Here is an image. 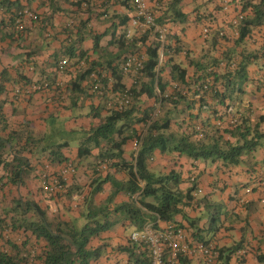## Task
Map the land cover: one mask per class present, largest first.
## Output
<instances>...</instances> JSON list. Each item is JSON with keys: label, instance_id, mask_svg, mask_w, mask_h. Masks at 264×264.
Here are the masks:
<instances>
[{"label": "trees", "instance_id": "16d2710c", "mask_svg": "<svg viewBox=\"0 0 264 264\" xmlns=\"http://www.w3.org/2000/svg\"><path fill=\"white\" fill-rule=\"evenodd\" d=\"M50 1L51 13L42 20L19 0H0V43L15 45L19 52L15 55L17 66L0 69V189L7 186L8 196L12 197L10 205L4 197L0 201V264H100L109 248L102 234L120 225H133L139 231L153 225L155 230H163L161 223L185 230L188 238L207 249L206 255H197L199 264H264V222L260 224L263 229L257 236V245L247 242L254 202L233 197L241 210L230 211L221 202L198 201L201 193L198 177L192 175L183 179L178 162V159L191 161L192 171L202 163L215 165L216 170L228 176L237 168L253 171L247 183L234 184V194L239 190L255 193L264 204V173L255 169L254 161L264 141L261 128L264 114L254 120L251 108L236 111L234 106L235 98L240 100L245 93L249 68L264 61V0H241L239 15L242 18L228 23L235 29L233 46L243 50L237 52L229 48L218 57L205 55L202 58L205 62L192 63L194 72L175 60L185 50L180 38L169 35L168 30L163 45L154 31L126 38L132 18L129 0H58L62 6L56 0ZM179 2L171 0L164 8L158 5L154 13L156 23L160 26L183 23L186 15H181ZM115 5L122 6L127 13H109V8ZM25 10L32 12L36 19H28L23 14ZM198 10L195 11L198 22L204 21L203 27L212 25L211 13L200 14ZM55 14L65 18L61 26L65 38L60 42V49L49 56L53 61L52 72L46 73L45 80L34 81L27 75V67L36 64L40 51H32L23 43L33 28L43 30ZM92 16H106L115 34L109 45L116 47L117 54L105 62L91 61L88 51L81 48L85 40L92 38L93 48L98 52L101 38L109 32L106 29L94 34L88 27ZM219 30L221 32V28ZM256 31L261 33L262 41L257 49L250 51L245 45L256 36ZM219 32L210 38L213 48L224 39L230 41ZM167 40H174V44L166 43ZM160 50L169 58L167 67L162 65ZM142 52L147 57L144 68L125 73L126 58ZM63 60H67L68 65L61 70L59 65ZM70 68L75 70L72 82L65 87L67 96L74 105L78 99L91 102L88 116L93 121L76 155L81 163L87 162L89 181L86 186H71L68 190L63 182L62 192L54 195L40 189L46 196L45 201L55 206L62 196H66L67 201L74 192L81 196L78 201H70V205L64 204L65 212L79 213L66 220V214L59 212L60 207L51 212L42 202H27L13 196L18 187H26L23 177L31 168L29 155L42 141L33 136L30 123L10 127L4 105L10 92L24 99L55 87L61 95L62 87L55 85L56 75L67 73ZM102 70L108 71V75H103ZM13 71L17 73L16 79L11 78ZM93 74L99 79L96 90ZM86 80H91L93 85H83ZM7 84L13 88L7 90ZM124 93L130 96V103L119 108L118 99ZM189 93L193 98L198 97L196 102L188 100ZM94 100L98 104L94 105ZM194 104L199 105L196 115L190 111ZM187 111L190 112L184 116ZM135 143L138 150L134 149ZM68 147V142L52 146L48 163L59 165L70 161L63 154ZM129 147L133 150L127 151ZM156 156L171 157L173 166L165 171L153 168ZM106 186H109L107 196L96 202ZM227 188L225 182L222 187H217V183L212 186L221 193ZM85 190L87 193L83 194ZM119 197L126 201L117 204ZM203 202L208 226L200 227L202 219L191 221L189 211ZM178 217L183 220L178 221ZM184 222L189 224L188 228ZM221 229L228 233L239 230L241 238L218 237ZM228 238L231 242H224ZM127 242L125 246L114 248V252L125 256L126 264H149L146 245L132 243L130 239ZM190 258L181 255L177 264H193Z\"/></svg>", "mask_w": 264, "mask_h": 264}, {"label": "crops", "instance_id": "0c3cea01", "mask_svg": "<svg viewBox=\"0 0 264 264\" xmlns=\"http://www.w3.org/2000/svg\"><path fill=\"white\" fill-rule=\"evenodd\" d=\"M15 1V0H10ZM22 5L26 6L27 9L36 12L39 14L42 20L46 19L52 10V3L50 0H19ZM76 1V0H72ZM171 0H153L149 1L146 0L147 5L151 9L153 13H156V7L161 5V7H166V4ZM226 4H222L221 0H180V4L178 9L181 15H186V19L183 23H167L164 26L167 28L169 35H175L177 38L183 43L184 50L188 52L185 54L184 52L175 58L178 63H181L187 67H190V70L194 72V66L192 63H198L202 60L205 55H211L214 57H218L223 51L226 49H234L237 52L243 50V48L234 47V37L235 29L229 26V22L233 21L239 14L241 10V0H226ZM57 4L62 6L58 0H56ZM207 3V4H206ZM204 6V7H203ZM199 8V13L203 14V12L211 13L212 26L213 28L217 29L221 28V33H223L226 37L229 38L230 41L226 39L218 42L214 48L212 47V42L210 38L212 35L217 31L211 29L210 33L204 37L201 34V30L203 28L201 23L204 21L198 22V18H196V9ZM114 11L117 15H124L127 11L119 5L113 6L109 8V13ZM98 12V11H97ZM100 12H103L100 9ZM130 16L132 11H129ZM158 14V11H157ZM1 15V14H0ZM156 16V14H155ZM106 17V16H105ZM105 17L97 18L96 16H92L91 23L88 27L93 31L94 34H101L106 29L109 30L106 36H103L99 42L100 50L97 52L94 50V44L92 38H88L82 43V49L88 51L89 59L91 61H103L105 62L107 59L111 58V55H116L117 50L115 46H110L109 41L112 40L113 36L115 35L114 32L110 29V23ZM200 17V16H199ZM83 19H86L87 16H82ZM201 18V17H200ZM61 14H55L50 19L48 24H45L43 30L38 28H33L29 33L26 42L23 43L26 47L32 48V51H40L39 55L35 58L36 64H30L27 67V75L32 78V80H45L46 73L52 72V68L50 64L53 61L50 59L49 56L52 55L55 51L59 50L61 47V41L65 38L61 33V26L62 20H64ZM67 22H71L68 20ZM68 24V23H67ZM129 26H127L128 28ZM206 27V26H205ZM123 30V29H122ZM120 30V31H122ZM223 30V31H222ZM120 34V33H119ZM235 34V35H234ZM256 35L250 42H247L245 48L249 49L250 51L257 49L260 46L262 38L258 31L254 32ZM118 35V34H117ZM210 36V37H209ZM76 37L74 36V39ZM174 44V40L166 41V43ZM143 49V48H142ZM29 51V49H27ZM21 52H23L21 50ZM163 50H160V55L162 56V65L167 67V60L169 59L167 56L163 55ZM19 53L18 48L13 46H8L5 43H0V69L9 67L10 65L17 66V62H15V55ZM166 55V53H165ZM205 62V60H202ZM74 68H70L69 72H63L56 75L55 85L62 87L61 88V95L57 92L55 87L50 88L47 92H38L36 94H32L28 98L23 99V97H16L13 92H10L7 95L8 100L7 104L4 105V112L6 117L9 119L10 127L16 125H23L24 123H30L31 131L35 138L39 139L41 144H38L36 150H33V154L29 155L30 161L29 164L31 166L30 170H28L23 179L26 183V187H21L16 189V194L13 196L18 198L19 200L25 201H35V202H42V206L48 207L51 209V212H54L59 207L61 208V213L66 214L65 219L69 220V218L79 216L78 212L70 211L69 213L65 212L63 209L64 204L70 205L72 201H78L81 199L77 193H73L66 200V196H62L59 200H56L57 206H55L50 201H45V194L40 193V180L43 176H51L54 174H59L64 169L71 167L74 169L73 173H66L64 176L66 188H70L71 186L83 187L86 186L89 178L86 173L89 174L87 170V162H80L77 158V150L79 149L80 145L84 142L85 138L87 137L86 133L87 130L90 128L92 124V119L88 116L89 113V99H78L77 105L73 104V100L67 96L65 92V87L72 82L74 77ZM103 75L107 76L108 71L102 70ZM165 73H168L166 71ZM17 73L12 72L11 78L16 79ZM109 79V77H108ZM132 83V81H130ZM92 84L91 80L84 81L83 85ZM93 85V84H92ZM13 86L7 84V90L12 89ZM245 93L239 99L235 98L234 106L236 111H242L243 109L249 107L252 111V119L256 120L260 118L264 114V61H260L257 65H254L249 68V75H248V82L245 84ZM188 100L191 102H196L198 97L193 98L192 95L188 94ZM98 104L97 100H94V105ZM198 104H194L192 110V114L196 115L198 111ZM187 111L184 116L188 115ZM205 117V114H203ZM57 126H61L60 129L68 132L75 136L77 141H79V147H69L63 150V154L70 159L67 163L54 165L49 164L47 161L48 155L52 146H55L59 143L68 142L62 140L58 143H51L52 140H47L45 135H42L43 131H47ZM261 128L264 130V123L262 124ZM56 128H54L55 130ZM81 133L80 135H77ZM69 143V142H68ZM132 151L133 148H130L127 151ZM131 153V152H130ZM157 159L160 157L156 156ZM172 158L166 157L161 158L160 160L163 162L162 164L166 169L169 170V167L173 166V163L170 162ZM156 159L153 160V162ZM255 169L264 173V141L263 145L259 151L255 154ZM180 164V170L182 173L183 179L188 178L189 176L195 175L198 177L199 188L201 193L197 198L198 201L202 200L205 202V199H209L213 202H221L226 209L233 211L237 209L240 211L241 209L238 208L236 202L232 199L233 197L238 198L240 197L242 200H247L254 202V209L255 212L250 220L249 233L247 234V242L251 245H257V236H259V232L263 227L260 225L261 222H264V204L259 202L258 196L255 193L246 194L243 191L239 190L238 193L234 194V184L237 185L238 183L242 182L247 183L249 180V176H251V171H247L245 168L235 169L230 176L226 174H222L221 171L216 170L215 165H209L207 163H202L198 165V169L191 170L190 164L191 161L188 163L184 162L183 160L178 159ZM191 170V172H190ZM256 170H254L256 172ZM88 171V172H87ZM1 174V172H0ZM225 184L228 185V188L225 192L221 193L217 190L212 189V186L217 183V187H222ZM183 187H186L185 185ZM9 188L6 186L5 188L0 189V201L3 200V197L6 198V201L9 204L10 198L8 196ZM109 192V186L105 187L104 193L98 197L97 201H101V198H105ZM87 190L83 194H86ZM43 196H42V195ZM45 196V197H44ZM28 198L32 199L29 200ZM63 198V200H62ZM71 201V203H70ZM126 199L123 197H119L116 200L117 204H121L125 202ZM201 203V205L197 209L190 210L189 218L191 221L202 219V222L199 224L200 227L208 226L207 223V209L204 207L205 203ZM24 204V202H23ZM57 208V209H56ZM225 209V210H226ZM244 215H242V219ZM178 221H182V217L177 218ZM186 228L189 227L187 222H184ZM165 224L161 223V228H165ZM240 227V226H239ZM237 227V228H239ZM123 228L122 225L118 227L112 228L109 232L102 234L103 239L108 243L109 248L106 249L104 257L101 259L100 264H126L127 258L123 255L119 256L114 252V248H118L121 246L127 245V241L129 239H124L121 229ZM185 232V230H184ZM189 234L192 231L190 228L187 231ZM223 229L217 234L218 237H223L224 235L228 237H233L235 239L241 238V233L239 230L228 233L224 232ZM253 232V233H252ZM210 237V236H208ZM232 239L228 238L224 240L227 243H230ZM193 261V264H199L200 258L198 256L194 258H190Z\"/></svg>", "mask_w": 264, "mask_h": 264}, {"label": "built area", "instance_id": "2783aa9c", "mask_svg": "<svg viewBox=\"0 0 264 264\" xmlns=\"http://www.w3.org/2000/svg\"><path fill=\"white\" fill-rule=\"evenodd\" d=\"M94 1V0H91ZM227 3L226 0H222ZM129 4L132 8V18L129 22V27L126 30V38L130 39L134 35H143L147 30L156 32V39L163 45L167 35V28L160 26L156 23V17L146 3V0H129ZM23 14L31 20H35L36 17L32 12L25 10ZM240 20L242 17L238 15L233 23H236V19ZM264 25V23H263ZM21 28V27H20ZM217 29L212 26L203 27L201 34L205 37L210 31ZM217 32H219L217 30ZM222 35L221 32H219ZM147 60L145 53H138L130 55L126 58L124 64V72L130 73L132 69L140 71L144 68V64ZM68 65L67 60H63L60 63V69L64 70ZM99 75V74H98ZM92 79L96 83L94 90L99 86V79L96 74L92 75ZM28 95V91L25 93ZM119 100V108H124L130 103V96L124 93ZM138 144L135 143L134 149H137ZM74 169L68 167L59 174L51 176H43L40 180V189L48 194H57L63 190V182H65L64 176L66 173H73ZM153 225L144 227L139 232H132L129 239L135 244L146 245L149 253V264H177L181 255H187L191 258L197 255H206L207 249L202 244L193 242L191 238L184 233L181 229H175L173 226H167L163 230H155Z\"/></svg>", "mask_w": 264, "mask_h": 264}, {"label": "rangeland", "instance_id": "374dc122", "mask_svg": "<svg viewBox=\"0 0 264 264\" xmlns=\"http://www.w3.org/2000/svg\"><path fill=\"white\" fill-rule=\"evenodd\" d=\"M54 128H56L54 130ZM52 128L50 131V129L47 131H43L42 135H45L47 137V140H52L51 143H58L62 140L63 141H68L70 147H74V146H78L79 147V141H77V139H75L76 137L68 134V132H65L64 130L60 129L61 126H57ZM81 133H78L77 135H80ZM163 162L160 159H156L153 164L152 167L155 169H159L160 171H165L167 170L166 167H164V165L162 164ZM195 176V175H194ZM29 200H32L30 198H28ZM33 215V214H31ZM51 216V215H50ZM52 219V217H50ZM139 232L138 229L134 228L133 225H127L126 227H123L121 229V233L124 237V239H129L130 235L132 232Z\"/></svg>", "mask_w": 264, "mask_h": 264}]
</instances>
